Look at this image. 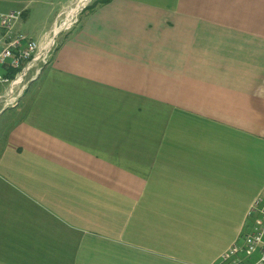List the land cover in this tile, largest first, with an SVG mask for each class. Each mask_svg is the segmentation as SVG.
Returning <instances> with one entry per match:
<instances>
[{"label":"crops","instance_id":"1","mask_svg":"<svg viewBox=\"0 0 264 264\" xmlns=\"http://www.w3.org/2000/svg\"><path fill=\"white\" fill-rule=\"evenodd\" d=\"M262 195L264 0H112L0 115V264H219Z\"/></svg>","mask_w":264,"mask_h":264},{"label":"built area","instance_id":"2","mask_svg":"<svg viewBox=\"0 0 264 264\" xmlns=\"http://www.w3.org/2000/svg\"><path fill=\"white\" fill-rule=\"evenodd\" d=\"M74 10L63 15L65 18L60 16L41 42L17 30L24 10L0 12V115L5 112L4 104H12L13 108L19 103L48 65L59 35L77 22H73ZM248 216L252 219L248 231L221 256L219 264H264V195L255 199Z\"/></svg>","mask_w":264,"mask_h":264},{"label":"rangeland","instance_id":"3","mask_svg":"<svg viewBox=\"0 0 264 264\" xmlns=\"http://www.w3.org/2000/svg\"><path fill=\"white\" fill-rule=\"evenodd\" d=\"M14 1H16L17 3L16 5L12 6V8H23L24 6H26L24 4H27V2L24 3L23 0H0V12L5 11L7 10V8L10 7H8L9 4H5L4 2ZM95 1L96 0H79L77 3H75L73 7H70L68 12L64 16H66L75 8V10L72 12V15L74 17L73 22H77L72 26L70 30H67L61 35H59L55 49H57L59 42L61 41V37L64 36L66 33L72 31L79 25L83 15L87 12L86 9L91 6ZM62 2H64V0H34L33 3L29 5L31 9L30 14L25 20H22L19 25V28L23 32L22 34L28 39H32L39 42L41 39L40 36H42L43 33L49 32V30L52 29H49L51 26V22L53 20V17L60 10ZM64 16H62L61 18H63ZM10 108H12V105L8 107L7 110ZM7 115L9 114L7 113Z\"/></svg>","mask_w":264,"mask_h":264},{"label":"trees","instance_id":"4","mask_svg":"<svg viewBox=\"0 0 264 264\" xmlns=\"http://www.w3.org/2000/svg\"><path fill=\"white\" fill-rule=\"evenodd\" d=\"M112 0H96L91 6H89L86 10L92 12L95 10L97 7L101 5H105L110 3Z\"/></svg>","mask_w":264,"mask_h":264},{"label":"bare ground","instance_id":"5","mask_svg":"<svg viewBox=\"0 0 264 264\" xmlns=\"http://www.w3.org/2000/svg\"><path fill=\"white\" fill-rule=\"evenodd\" d=\"M73 16V15H72ZM12 104H4V111L7 110L8 107H10Z\"/></svg>","mask_w":264,"mask_h":264}]
</instances>
